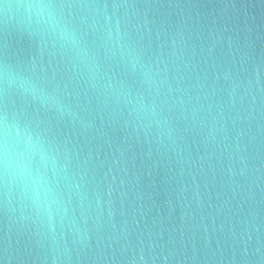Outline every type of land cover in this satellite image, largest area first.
Wrapping results in <instances>:
<instances>
[{
    "label": "water",
    "instance_id": "95a60500",
    "mask_svg": "<svg viewBox=\"0 0 264 264\" xmlns=\"http://www.w3.org/2000/svg\"><path fill=\"white\" fill-rule=\"evenodd\" d=\"M0 264H264V0H0Z\"/></svg>",
    "mask_w": 264,
    "mask_h": 264
}]
</instances>
